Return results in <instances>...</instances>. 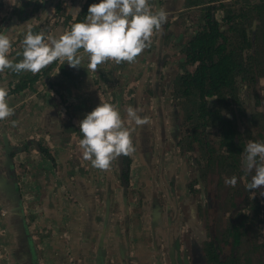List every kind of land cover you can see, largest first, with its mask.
<instances>
[{
	"label": "rangeland",
	"instance_id": "374dc122",
	"mask_svg": "<svg viewBox=\"0 0 264 264\" xmlns=\"http://www.w3.org/2000/svg\"><path fill=\"white\" fill-rule=\"evenodd\" d=\"M13 1L0 0V12L5 11L9 6L8 3ZM85 1L21 0L20 5L9 7V14L0 18V31L16 27L13 29V50L9 58H14L17 62L22 59V56L16 55L17 52L22 51L21 41L24 31H21V28L25 31L30 28L34 33L43 31L45 35H58L75 21ZM236 1L225 0L224 2L234 3ZM98 2L95 0L94 3ZM149 3L154 9L165 10L168 13V19L162 26V31L153 36L150 47L137 57L135 63L116 64L108 61L99 65L96 72H92L88 69L87 55L84 54V59L78 68L70 67L66 60H57L37 74L26 71L16 74L11 70L6 74H4L5 71L1 73L0 84L9 81L6 84L8 94L13 95L14 102L18 101L15 102L17 108L24 105V109L19 113L20 117L17 119L13 117L9 127H4L5 122L0 120V208H7L6 195L8 196V192L12 189L20 196L19 201L15 197H12V200L17 203V206L21 205V193L23 189L25 192V186L29 190L36 186V183L29 178L39 175L37 167L41 169L46 180L51 179L50 189L63 190L66 195L70 196L72 203L80 202L78 223L73 224L72 231L69 229L64 231L66 227L64 224H49L48 221L43 227L39 225L40 230L36 231V240L40 239L38 251H41L39 255H44L48 264H189L187 263L191 252L189 248L193 246L198 254L200 253L196 264H203L207 242L211 239L207 225L211 224L212 231L216 230L215 225L217 230L221 231L228 223L230 196L238 205L244 202L239 198L242 190L238 186V179L243 181L247 173L245 164H243V149L240 154L237 152L234 156L239 161H234V158L233 161L227 162L230 163L229 166L217 163L219 160L208 164L205 160L208 153L206 146L209 148L206 141L209 139L214 145L216 143V134L212 127L204 129L205 132L200 136L203 138L202 142L197 145L188 139L187 143L183 141L177 144L178 139L172 135L174 134L175 112L185 115L191 108H189L190 102L180 101L179 96L174 93L176 86L174 73L183 69L182 63L185 58L181 51L187 37L193 33L197 20L194 17L193 19L184 17L186 7V10L178 11L182 3L178 6L170 4L167 0H149ZM25 14L21 28H18L15 21ZM221 15L223 11L217 10L216 18H220ZM79 54H83V50H80ZM155 65L162 69V78L158 81V85L154 84V75L152 76L149 71V68L152 69ZM185 69L191 70L192 68L186 65ZM135 71L138 73L137 76ZM85 73L94 74L108 101L110 95H115L114 101H116V107L120 111L125 127L133 129L131 138L136 151L131 155L133 172L130 179V186L132 185L130 200L125 203L128 216L123 220L121 218L120 222L121 226L130 228L129 240L126 234L122 239H117L116 232L113 230L108 233L102 232L106 225L118 230V225L112 218L117 215L119 204L115 208L113 196L107 193L104 198L103 195L106 187L112 189V181L115 182L113 172L116 169V161L111 163L107 171L94 168L90 161L83 159V150L79 146V141L83 136L79 131L78 121L84 116L75 115L73 124L70 117L64 120V114L72 112L67 107L69 104L66 101L63 102V99L68 96V93H72V84L77 83L79 76ZM132 75L137 77L138 81H134L137 85H130ZM34 81L37 82L33 83ZM23 82L24 84L29 82L26 92L20 89L23 87ZM261 83L263 86L264 78ZM261 88V86L256 88L258 95L247 93L243 85L238 91V95L241 97L244 95V105L248 112L247 121L254 117L253 115L250 117L252 110V114L255 113L256 116L247 124L249 125L247 131L246 123L240 124L238 128L245 131V137L251 135L249 140L258 142H264V127L260 128L264 118V99ZM16 93H20L19 96ZM34 93L35 98L29 97L26 101H21V97ZM96 101L93 104L94 108L99 104ZM114 101L110 103L115 104ZM7 102L9 104L8 98ZM215 105L217 106L218 103ZM129 106L142 109L140 115L148 117V125L140 127L130 123L126 111ZM231 107H233L232 104ZM35 110H39L38 115L35 116L32 113L35 118H30L29 113ZM220 111L225 116L228 114L224 109ZM51 113L54 115L53 119ZM56 117L59 118L60 124L73 126L72 132L68 135H72L74 140L78 139L77 147L68 145L67 148L71 147V149L66 151V143L70 142V139L65 140L64 138L61 141L57 139L55 128L58 124L54 123ZM44 118L47 120V125L43 124ZM13 121L16 122L15 126H13ZM188 123L193 126V119L191 118ZM259 131L263 136L258 134ZM11 141H14V144ZM34 147L36 149H33ZM40 148L46 152L45 155ZM222 151L216 152L215 157L221 159ZM67 153L69 156L64 161ZM32 154H36V158ZM8 161H16L19 167L17 173L11 170L13 167ZM241 163L243 164V175L238 169ZM8 165L11 169H8ZM30 165L31 169L28 171ZM11 172L14 177L12 182H10ZM32 172L36 174L33 175ZM24 173H26L25 176ZM109 175L112 179L108 177ZM232 176L237 177L235 187L225 184V179ZM215 191L217 195L214 194ZM244 192L248 195L244 197H251L253 194L248 190ZM93 195L94 206L92 208L94 211L91 212L90 199L87 198ZM124 198L128 200L126 195ZM104 199H106L107 208H105ZM209 205L217 215L216 218L212 213L211 222H207L206 215ZM250 206L252 205L247 203L238 208L237 214L241 216L244 212L252 213ZM106 211H109L107 224L102 220ZM263 212L264 210L260 212L261 219H264ZM86 225H89V228H95L94 231L89 230V237H86L84 232ZM251 230L257 231L256 237H259L257 242L262 243V248L256 250L243 246L241 254L243 264H246V261L248 264L254 262L264 264V221ZM62 233H64V239L61 237ZM253 234L254 232L247 231L244 238L247 235L252 240ZM116 241L122 245L117 246ZM24 251L26 254V250ZM128 253L134 259H125ZM15 255L20 256L19 253ZM36 259H34L35 264H38V259L37 261ZM28 264H33L32 259Z\"/></svg>",
	"mask_w": 264,
	"mask_h": 264
},
{
	"label": "trees",
	"instance_id": "16d2710c",
	"mask_svg": "<svg viewBox=\"0 0 264 264\" xmlns=\"http://www.w3.org/2000/svg\"><path fill=\"white\" fill-rule=\"evenodd\" d=\"M224 1L201 0V3L208 4L183 14L185 18L193 19L194 17L197 23L193 33L183 44L181 52L185 59L182 63L183 69L174 73L176 76L174 93L179 96L180 101L190 102L189 108H191L187 109L189 113L185 115L177 113L174 124L177 127L175 136L178 143L183 141L187 143L188 139L196 145L202 142L203 138L200 136L205 132L204 129L212 127L216 134V143L214 145L207 139L209 148L206 146L208 152L205 157L206 163H215L214 160H219L217 163L229 166L230 163L227 162L233 161L236 153L240 154L241 150H244L251 137V135L245 137V131L239 129V125L246 123L247 131L249 129L247 124L256 117L255 113L252 114V110L250 117L251 115L254 117L247 121L248 112L244 105V95L243 97L238 95L240 86L243 85L247 93L255 95H258L256 88L261 86L264 99V85L262 86L261 83L264 78V0L254 2L237 0L234 3ZM94 2L95 0H86L73 23L84 21L89 5ZM219 9L223 11V15L216 18L215 13ZM184 65H189L192 69L187 70ZM161 75L162 73L156 78L158 81L161 80ZM215 103L218 105L216 106ZM235 105L236 108H234ZM220 109L226 110L228 114L225 116ZM191 118L193 126L188 123ZM262 123L260 128L263 129L264 118ZM256 125L260 126L258 123ZM258 134L263 136L260 131ZM219 150H223L221 159L215 157V153H219ZM117 161L120 182L125 187L130 182L131 159L130 156H121ZM234 161H239V159L235 158ZM243 164H239L240 174H242ZM245 174L243 181L238 179V186L242 190L239 198L244 202L238 205L230 196L227 226L218 231L215 225L216 230L212 231L211 224L207 225L211 239L207 242L203 264H243L241 258L243 246L256 250L262 248V243L257 242L259 238L256 237L257 231L251 228H257L264 221L260 217L261 210H264V196L260 193L264 191V186L256 190H248L246 186L255 173L253 171ZM247 190L253 193L251 197H244L248 196L244 194ZM214 194L217 195V192L215 191ZM247 203L252 205L250 206L252 213L244 212L239 216L238 208ZM210 207L209 205L206 211L207 222H211L213 215L217 218L216 213ZM247 231L254 232L251 236L252 240L247 235L244 238ZM189 249L191 252L187 263L196 264L200 253L198 254L194 246ZM246 264H248L247 261Z\"/></svg>",
	"mask_w": 264,
	"mask_h": 264
},
{
	"label": "clouds",
	"instance_id": "9594fccd",
	"mask_svg": "<svg viewBox=\"0 0 264 264\" xmlns=\"http://www.w3.org/2000/svg\"><path fill=\"white\" fill-rule=\"evenodd\" d=\"M167 19L168 13L154 9L149 0H99L89 5L84 21L71 24L58 35L21 28L24 31L22 51L16 55L22 59L18 62L9 58L16 27L0 31V73L9 69L16 74L25 71L37 74L57 60H66L70 67L78 68L84 54L92 72L108 61L133 63L150 47L153 36L162 31ZM80 50L83 54H79ZM7 96L5 82L0 84V120L15 114ZM126 111L130 123L140 127L148 125V117L140 115L142 109L129 106ZM78 127L83 136L79 141L83 159L90 161L94 168L107 171L114 160L136 151L131 138L133 129L125 127L120 111L110 102H100L78 121ZM243 160L245 170L255 173L247 189L264 186V142L249 140L243 150ZM225 184L235 187L237 177L226 178ZM260 195L264 196V191Z\"/></svg>",
	"mask_w": 264,
	"mask_h": 264
},
{
	"label": "crops",
	"instance_id": "0c3cea01",
	"mask_svg": "<svg viewBox=\"0 0 264 264\" xmlns=\"http://www.w3.org/2000/svg\"><path fill=\"white\" fill-rule=\"evenodd\" d=\"M20 1L21 0H14L12 3H8L9 6L7 7V9L3 11L2 13L0 12L1 13L0 18H4L6 14H9V9H8L9 7L20 5L21 4ZM185 1L186 0H167V2H170V4L174 6H178L179 4L182 3L181 5L182 7L178 10L180 12H182L181 11L182 9L183 11L186 9L187 11H189V10L197 9L198 7L202 5L208 4V3H204V4L201 3V0L199 1L194 0L191 2L190 0H187L188 2L186 1V3ZM25 16L26 14L16 19L15 25L18 28H21L23 21L25 19ZM161 70H162L161 67H157V65L152 67V69L151 67L149 68L151 75L152 76L154 75L155 85H158V79L156 78L159 76L158 74L161 73ZM7 72H9V69H6L4 74H6ZM135 75L136 76L138 75L137 71H135ZM0 76H2L1 73H0ZM136 78L137 77H134L133 75L132 77H130L131 79L130 85L131 84L137 85L136 82H134V81H138V79L136 80ZM24 82L22 85L23 87H20V89L22 88L23 89L22 91L26 92L29 87V82L25 84ZM36 82L37 81H34L33 83H36ZM8 83L9 81L6 82V84ZM150 85L153 86V84H150ZM71 90H72V93L70 94L68 93L67 94L68 96H66L65 99H63L64 100L63 102L66 101V103L69 104V106L67 107L72 112L71 114L69 112H66L64 114L65 116L64 120L66 121L70 117L72 124L74 122L73 117L75 115L85 116L87 113H89L90 111L94 109L93 104L96 101V98H97L96 102L98 103L108 101L106 99L107 96L105 95L104 91L101 89V85L99 84V81L96 80L93 73L92 74L85 73L79 76V81H77V83L72 84ZM19 94L20 93H16L17 96H19ZM116 95H118V93H116ZM24 97H21L22 98L21 101H26L27 99H29V97L35 98V93L29 94V95L27 94V96H24ZM7 98L9 100V106L14 108L15 114L8 117L6 120H2L5 122L4 127L5 126L9 127V125L11 124L10 121L13 119V117L14 119H17V117H20L19 113L24 109L23 107L24 105L17 108L16 106L17 104L15 102H18V101H15V102L13 101V95L10 94L9 96H7ZM39 98H42V97H39ZM16 99L17 98L15 97V100ZM114 100H115V95L113 96L110 95L108 102H113ZM115 102L116 101H114V103ZM114 105L116 106V103ZM32 113H34L35 116H37L39 113V110H35V112L32 111L31 113H29L30 118H35L32 115ZM51 115L53 114L51 113ZM40 118H41V113H40ZM53 118H54V115L52 119ZM43 122H44L43 124L47 125L46 118L43 119ZM54 123L58 124V126L55 128L56 129L55 134H57V139L59 141H61L64 138L65 140L70 139V142L66 143V148L68 145L77 147L78 139L75 138L74 140V137L72 135L71 136L68 135L69 132H72L73 126H66V125L60 124L58 117H56ZM54 123H52V125ZM24 134H26V132ZM11 142L12 144H14V141H11ZM33 149H36V148L34 147ZM68 149H71V147L67 148L66 151H68ZM42 152L44 153V155L46 154L44 150H42ZM32 156L36 158L37 155L32 154ZM68 156H69V153H67V156H65L64 161L66 157ZM130 159H132L131 156H130ZM114 161H116V164H117L116 169L113 172L114 174L113 177L116 183L113 180L112 181L113 185L111 186L110 181H109V184L112 187V189H109V187H106L103 195H104V198L107 196V193H110L113 196L115 208H117L118 207L117 204H119L118 213L116 216H114V218H112L114 219V223L118 225V230L115 229L114 227H109L108 225H106L102 229V232L108 233L110 230H113V232H116L117 239H122V237H124V235L126 234V237H128V240H129V236H130L129 229L130 228L121 226L120 222H121V218L123 220L124 217L128 216L127 211L125 209V203H127V201L130 200L129 195L131 191L130 188L132 185L130 186L131 182H129V184L125 187L121 184L120 176H119L120 175L119 174V163L117 160H114ZM8 163L12 165L13 167L11 169L10 166L8 165L9 166L8 169L10 168L11 170L16 171L17 173L19 167H18V164H16V161H13V162L8 161ZM132 168H133V161H131V164H130V179L132 177V172H133ZM29 169H31V165L28 166V171ZM37 170H38L37 172H39V175L38 176L35 175L29 178V179H32L34 183H36V186H34V188L32 189L33 191L29 190L27 186H25V192L23 189V193H21V197H22L21 205L22 206L20 204L17 206V203L14 202V200H12L13 199L12 197H15L17 201H19L20 199L19 194H17L15 190L13 189L10 190L8 192V196L6 195V198H7L6 199L7 208H5L6 216L0 219V250L2 253L1 254L2 256L0 257V264H28V263H31V259L33 261V264H35L34 259L36 258L38 259V261L36 259L38 264H48V262L44 259V255H39L41 251H38L39 250L38 242L40 241V239L36 240V237H37L36 231L40 230L39 225L43 227V225H46V221H48L49 224H55V223L64 224L66 226L64 227V231H67V229L72 231L74 228L73 224L78 223L79 212H80V209H79L80 202L78 201L77 204L72 203L69 199L70 196L66 195L65 194L66 192H64L63 190L57 191L56 189H53V190L50 189V187L52 186L51 179H47L48 180L47 182V180L45 179V177L42 175L40 171L41 169L37 167ZM23 171L26 172L25 170ZM25 174L26 173H24V176ZM32 174L34 175L36 174V172H32ZM24 176L22 177L23 179H24ZM10 177H11V179L9 178L10 182H12L14 178L12 176V172L10 174ZM108 177L112 179L111 175H109ZM17 182L19 181L17 180ZM125 195L127 196L128 200L124 198ZM154 197L157 198L156 195H154ZM87 199L88 200L90 199V211L93 212L94 210L92 207L94 206V195L90 196ZM105 202H106V199H104V205H105V208H107ZM108 214H109V211H106L105 216L102 218L103 223L105 224H107L109 221ZM94 229H95L94 227L89 228V225H86V228L84 229L86 237L90 236V234L88 233L89 230L94 231ZM107 235L108 237H110L109 234ZM61 237L64 239V233L61 234ZM116 245L120 246L122 244L119 241H116ZM128 246L129 244L127 245V249H128ZM15 248H16V251H15ZM17 249H20L22 251H19ZM24 250H26L27 252L26 254ZM127 251L130 253L129 250ZM17 253H19L20 256L16 257L15 254ZM125 259L130 260L134 258L132 256L130 257V254H129L128 256L125 257Z\"/></svg>",
	"mask_w": 264,
	"mask_h": 264
},
{
	"label": "built area",
	"instance_id": "2783aa9c",
	"mask_svg": "<svg viewBox=\"0 0 264 264\" xmlns=\"http://www.w3.org/2000/svg\"><path fill=\"white\" fill-rule=\"evenodd\" d=\"M4 216H6V211H5V209L0 208V219L3 218ZM1 254L2 253H1V250H0V257L2 256Z\"/></svg>",
	"mask_w": 264,
	"mask_h": 264
},
{
	"label": "flooded vegetation",
	"instance_id": "af4514ba",
	"mask_svg": "<svg viewBox=\"0 0 264 264\" xmlns=\"http://www.w3.org/2000/svg\"><path fill=\"white\" fill-rule=\"evenodd\" d=\"M174 115L176 116V112H175V114H174ZM174 118H175V117H174ZM173 125H174V127H173V128H174V131H173V133H174V134H172V135H174V138H176V137H175V134H176V131H177V130H176V129H177V127H176V125H175L174 123H173ZM176 143H177V144H180V143H178V141H177V140H176Z\"/></svg>",
	"mask_w": 264,
	"mask_h": 264
}]
</instances>
